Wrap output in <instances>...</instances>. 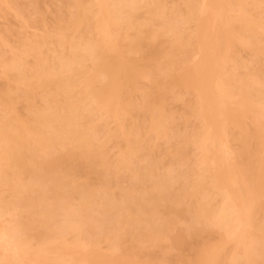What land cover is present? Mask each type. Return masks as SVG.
I'll return each mask as SVG.
<instances>
[{
	"label": "bare ground",
	"instance_id": "1",
	"mask_svg": "<svg viewBox=\"0 0 264 264\" xmlns=\"http://www.w3.org/2000/svg\"><path fill=\"white\" fill-rule=\"evenodd\" d=\"M63 3L50 54H42L47 35L23 45L20 55H33L36 68L17 55L1 63L0 77L23 84L27 103L21 118L13 97L0 91V193L7 190L8 204L20 209L0 229L12 249L2 264H264V214L255 216L264 213V0H182L174 8L162 0ZM239 49L256 67L239 59ZM141 80L147 88H139ZM169 97L183 100L200 124L197 135L167 150L181 165L190 149L198 155L197 172L177 191L173 184L186 176L177 167L156 175L147 139L167 127ZM112 137L121 144L110 162ZM119 168L130 179L115 184L116 195L111 178ZM180 206L191 214L186 233L162 211ZM214 230L223 237L211 245L204 235ZM191 237L199 247L188 259H135L127 251L167 242L179 249Z\"/></svg>",
	"mask_w": 264,
	"mask_h": 264
},
{
	"label": "rangeland",
	"instance_id": "2",
	"mask_svg": "<svg viewBox=\"0 0 264 264\" xmlns=\"http://www.w3.org/2000/svg\"><path fill=\"white\" fill-rule=\"evenodd\" d=\"M5 2L7 5L6 8L2 4H0V74L2 70H4L1 63L3 61H8L10 58L16 55L19 57V60H21V62L26 65V67L31 68L34 66L33 55L24 57L20 54L23 45L35 38L39 39L43 35L48 36V43L42 48V54H50V52L54 48V44L52 41L54 39L53 33L58 25L57 17L65 19L66 16V12L63 7V0H5ZM143 2L144 1H140V5H142ZM162 2L165 4L166 8L180 7L179 5L182 4V0H162ZM249 12L252 14L254 13V10L249 9ZM88 27L90 28V24L88 25ZM191 28L192 25H186L184 27V30L186 33H188L190 32ZM237 54L240 60L248 63L249 67H256L257 61L253 60L248 50L239 49L237 51ZM190 55V60L196 57L193 50L190 51ZM180 65L181 63L178 61L177 66ZM34 67L36 68V66ZM40 69H42V66L40 67ZM148 85L149 83L146 80H141L138 84L139 88H147ZM3 89H6L13 97V106L17 115H19L21 118H25L27 113V103L22 98V92L24 90L23 84L16 82L14 83L12 80L5 82L2 77H0V91H2ZM191 98L192 96L189 94L183 97V99L186 100H190ZM2 100V97H0V113L2 109H4ZM167 101L168 109L171 112L172 116L167 119V127L164 131L161 132L159 136H152L148 134V145H152L150 148L151 154L149 157V161L156 165L154 171L156 175L164 173L166 171V168L175 169L177 167V170L179 168L178 172H181L186 177L179 179L173 184V190L177 191L181 187H187L189 183V179H187L188 176L193 172H197L196 164L198 161V155L195 149H190L187 152V158L184 165H181L176 160L170 159L167 156V150L172 149L173 145L178 143V141L183 137L197 135L200 131V124L198 119L188 113L183 100H174L169 97ZM33 104L35 105V107L40 108L43 105V101L38 95H36L33 99ZM131 116L134 120L141 121V117L138 116L135 111H131ZM107 127L113 129L115 127V123L113 121H108ZM149 139L152 140L150 141ZM118 143L121 144V139L117 137H112L106 143L107 157L109 158L110 162L113 161L117 156V152L119 151ZM226 147L231 154L237 151V144L233 139L228 138ZM133 162L134 161L129 162L130 167L133 166ZM157 162L159 165H157ZM23 179H26L25 175L23 176ZM129 179L130 173L128 169L119 168L117 171H115V175L112 176L111 181L112 189L116 195L119 193V187L115 186V184L119 183L120 187H125L128 185ZM140 186L141 188H144L145 184ZM207 187L209 188L208 185H205V188ZM211 193V205L213 207H219L221 204L219 193L213 191H211ZM215 193L217 194L215 195ZM8 201V191H2L0 193L1 230L7 229L8 226L12 225L14 221L20 216L19 207H12L10 204H8ZM181 209L182 208L180 206L177 208L176 212H172V210L165 207L162 211L165 217L174 216L173 218L176 220L175 228L177 230H182L183 233H186L187 228L191 224V214L187 211H181ZM263 214V212H260L255 216L260 218V216ZM204 237L206 241L213 245L218 243L220 238L223 237V232L221 230H214L204 235ZM6 238V236L1 235V239L3 240H0V248L2 247L1 249L3 250L0 249V264H2L5 256L12 253L11 246L4 244ZM187 242L188 243L186 246L179 249L173 247L170 242H167L165 243V245L153 247L150 249L138 250L134 247H131L128 248L127 251L130 250L129 253H131L135 257V259L151 258L155 261H158L163 257L173 259L176 255H184L188 259L192 258L194 251L199 247V239L191 237L187 239ZM30 243L32 245V249H35L37 247V237L34 236V238L31 239ZM101 251H107L105 245L101 244ZM225 252L227 255L233 252L232 246L230 244H227L225 246ZM66 264H68V262Z\"/></svg>",
	"mask_w": 264,
	"mask_h": 264
}]
</instances>
